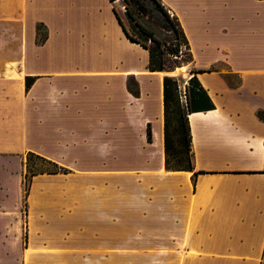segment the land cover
Wrapping results in <instances>:
<instances>
[{
	"label": "crops",
	"instance_id": "0c3cea01",
	"mask_svg": "<svg viewBox=\"0 0 264 264\" xmlns=\"http://www.w3.org/2000/svg\"><path fill=\"white\" fill-rule=\"evenodd\" d=\"M160 1L214 104L188 113L187 171L165 167L172 71L147 68L111 1L0 0V155L64 169L24 193L26 171L0 164L12 263L264 264V0Z\"/></svg>",
	"mask_w": 264,
	"mask_h": 264
},
{
	"label": "trees",
	"instance_id": "16d2710c",
	"mask_svg": "<svg viewBox=\"0 0 264 264\" xmlns=\"http://www.w3.org/2000/svg\"><path fill=\"white\" fill-rule=\"evenodd\" d=\"M109 1L112 2L113 0ZM145 1L146 0H133V3H125V13L128 19L133 23L131 26L132 31L125 26L114 7L113 10L128 39L147 49L149 55L147 68L150 71H173L184 64L191 63L192 56L188 41L177 18L170 16L160 0H147L153 5L154 9L160 13L165 25L164 27L172 30L175 34L176 41H169L168 43L158 36L160 32L157 33L155 29L148 27L145 24L146 22L140 17V13L144 10ZM36 32L37 42H43L46 37L44 25L39 23L36 26ZM191 72H193V70H191ZM32 80V77H26V87L30 86ZM185 97L186 101L182 103L177 79L174 76L165 75L163 77L164 151L165 167L170 171H187L193 169L188 113L206 111L214 108V104L207 91L203 88L195 75H192L188 79L187 85L185 86ZM257 116L260 119H264V111L258 110ZM149 135L150 133L148 131V136ZM31 155L55 167V169L43 172L64 171L62 167H58L50 160L31 152L27 154L28 157ZM171 157L174 158V163H172ZM27 162L28 160L26 164ZM37 173L42 172H32V175Z\"/></svg>",
	"mask_w": 264,
	"mask_h": 264
},
{
	"label": "rangeland",
	"instance_id": "374dc122",
	"mask_svg": "<svg viewBox=\"0 0 264 264\" xmlns=\"http://www.w3.org/2000/svg\"><path fill=\"white\" fill-rule=\"evenodd\" d=\"M125 3H133V0H113L112 1V4L114 8L117 10L123 23L130 31H132L131 26L133 25V23L128 19L125 13ZM170 16L172 17L171 14ZM140 17L146 22L145 24L148 27L155 29L157 33L158 32L161 33V34L160 33L158 34V36L161 39L167 41L168 43L169 41H172V42L176 41L174 32L164 27L165 25L163 23V19L161 18L160 13L156 9H154L153 5L147 0L144 2V10L142 13H140ZM189 73H190V63L184 64L183 66L176 68L175 70L172 71V76H174L177 79L178 84H179L180 100L182 103H185L183 100V97L185 95V86L187 85V82L189 79V78L187 79V77L189 76ZM27 157L28 156H24V159H21L18 156L2 155V154L0 155V164H7V165L14 166L17 171L16 175L20 172L21 168L22 170L26 171L27 175H26V178H24V190H23L24 193H25V190L27 189L28 181L30 177L32 176V172H43V171L55 169L53 165L43 161L42 159L36 156L31 155L28 158ZM171 159H172V163H174V158L171 157ZM27 160L28 162L26 164ZM22 181H23V178H22ZM22 204H23L22 205V210H23L22 216L24 217V209H25L24 201ZM24 244H25V236L23 235L22 236V247ZM18 250H19L18 245H12L11 248L5 251L7 254H5L3 251V253L0 254V259H4L3 264H15L11 262V258L16 257L17 259H20Z\"/></svg>",
	"mask_w": 264,
	"mask_h": 264
},
{
	"label": "built area",
	"instance_id": "2783aa9c",
	"mask_svg": "<svg viewBox=\"0 0 264 264\" xmlns=\"http://www.w3.org/2000/svg\"><path fill=\"white\" fill-rule=\"evenodd\" d=\"M183 100H184V102L186 101V97H185V95H184V97H183Z\"/></svg>",
	"mask_w": 264,
	"mask_h": 264
}]
</instances>
